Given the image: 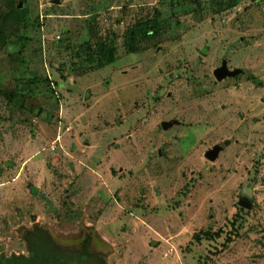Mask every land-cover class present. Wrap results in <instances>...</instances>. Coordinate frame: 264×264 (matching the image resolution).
Segmentation results:
<instances>
[{
  "label": "rangeland",
  "instance_id": "obj_1",
  "mask_svg": "<svg viewBox=\"0 0 264 264\" xmlns=\"http://www.w3.org/2000/svg\"><path fill=\"white\" fill-rule=\"evenodd\" d=\"M211 5L0 0V252L26 254L21 234L38 224L75 252L91 233L90 249L109 264H145L142 236L130 250L122 238L143 225L145 239L173 236L171 253L146 264H264V0ZM110 43L115 61L89 67L86 53L94 64ZM222 56L257 80H216ZM240 97L247 103L233 108ZM170 118L204 128L162 131ZM224 140L209 161L204 152ZM99 214L115 240L91 227ZM234 214L244 219L230 225ZM218 229L231 236L226 245L202 235Z\"/></svg>",
  "mask_w": 264,
  "mask_h": 264
},
{
  "label": "trees",
  "instance_id": "obj_2",
  "mask_svg": "<svg viewBox=\"0 0 264 264\" xmlns=\"http://www.w3.org/2000/svg\"><path fill=\"white\" fill-rule=\"evenodd\" d=\"M238 3V0H211V6L216 7L218 10H226L234 7ZM172 4V2H171ZM173 9V7H172ZM16 18L19 22H24L27 19L26 10H18L16 12ZM151 30V26L148 21L144 22L142 26L137 30V35L139 37H144ZM0 37L5 38V32L2 27H0ZM26 39V37L21 38V40ZM23 43L19 47L21 50ZM115 46L110 43L104 46H98L97 56L95 58V63L92 54L86 53L85 60H88L89 67L102 68L105 64H111L115 61ZM254 79V78H253ZM18 82L17 89L21 85ZM20 92L21 89H18ZM14 92H6L8 98L11 97ZM240 211H245L246 208L239 207ZM246 212V211H245ZM244 218L238 214H234L233 220H231L230 225L242 221ZM233 230V228H230ZM202 235L210 237V239H217L221 236H225L223 245H226L231 241V236L225 233L222 229H218L215 232L204 231ZM198 239V237H195ZM21 239L25 242L26 254L25 253H11L7 254L0 252V264H109L104 259L102 252L97 250H92L91 247V233H87L79 242L80 249L75 252L70 248L68 244H62L57 242L50 230L44 226L35 224L31 228L25 229L21 234Z\"/></svg>",
  "mask_w": 264,
  "mask_h": 264
},
{
  "label": "crops",
  "instance_id": "obj_3",
  "mask_svg": "<svg viewBox=\"0 0 264 264\" xmlns=\"http://www.w3.org/2000/svg\"><path fill=\"white\" fill-rule=\"evenodd\" d=\"M71 209H77V208H73V206H71ZM97 216L98 217H96V218L95 217H92V218L87 217L88 220L90 221L91 227L95 230H100L99 233L103 239H107V237H108L109 239L115 240L114 236H116V235H111V234L108 235V234L104 233V231H103V225L105 224L104 220H106V219L99 218L100 214ZM75 218H77V217H75ZM76 220L78 221L79 219H76ZM110 220H115V219L112 216V218H110ZM144 227L148 228V226L145 225V223H144ZM168 228H170V227H168ZM142 229H143V225L139 226L138 228L132 227V229L130 231H128L125 235H122L123 236L122 238H124L123 247L126 246V250H128V249L130 250L131 248H133L134 247V238L133 237L136 235H141L142 236V244H143V247L145 249V254H146V256L144 258L145 264H146V262L152 261V259H154L155 257L158 258L160 261H163V258H165L168 255V253L169 252L171 253V251H172L171 247H172V243H173V241H172L173 236L170 234L171 236L164 237L160 240H158L156 238L145 239L144 236L142 235V234H145V232L141 233ZM133 234H134V236H133ZM120 240L119 241L117 240L116 243L113 241L110 242V244H109L110 248L109 249L111 251L108 254V257L110 259H113V260L116 259L117 260V256H119V253L121 252L120 251ZM107 241L109 242L108 239H107ZM116 244H119L118 249L116 248Z\"/></svg>",
  "mask_w": 264,
  "mask_h": 264
},
{
  "label": "flooded vegetation",
  "instance_id": "obj_4",
  "mask_svg": "<svg viewBox=\"0 0 264 264\" xmlns=\"http://www.w3.org/2000/svg\"><path fill=\"white\" fill-rule=\"evenodd\" d=\"M210 2H211V0H210ZM214 8H216L215 6H214ZM218 10V9H217ZM223 57H225L226 58V64H227V66H228V60H227V57L226 56H222L221 57V63H222V58ZM221 63H220V65H221ZM219 65V66H220ZM219 66H217V67H219ZM216 67V68H217ZM215 68V69H216ZM228 68H229V70H233V69H235V68H240V69H243L244 71H242V72H240V73H237L236 75H234V76H226V77H224V78H222V79H217L216 78V76H215V74H214V70H213V76L216 78V80H219V81H221V80H225V79H227V78H229V79H234L236 76H239V75H246L252 82H255L257 79H256V77L254 76V75H252V74H249V70L248 69H246V68H244V67H229L228 66ZM187 76V75H186ZM191 78V77H190ZM254 78V79H253ZM191 80L194 82V83H196L195 82V78H191ZM241 101L240 102H236V101H232V100H230V102H232V103H234L235 104V106H234V104L232 105V107L234 108V107H236L237 105H242V104H246L247 102H245V100L244 99H242L241 97L239 98ZM262 101V100H261ZM221 108H224V105H222L221 106ZM264 109V108H263ZM251 113V112H250ZM137 115V114H136ZM134 117H135V114H134ZM232 117V116H231ZM231 117H230V114H228L227 115V121H228V123L230 122V119H231ZM134 119H136V117L135 118H133V120ZM135 121V120H134ZM172 121V124L171 125H167L166 126V128H164V124H163V122H171ZM128 124H127V126H126V128L129 126V124H133L131 121H129V122H127ZM206 125V124H205ZM122 126H123V129H122V132H124L125 130H124V127H125V125L124 124H122ZM137 126V128L135 129L136 130V132H140V131H145V132H147L148 131V128H144L143 126H140V125H136ZM135 127V126H134ZM159 127L161 128V130L162 131H164V130H169V129H173V127H178L179 129L181 128V129H185L186 131H189V132H193V133H195V132H197V133H199L200 131H202V129L204 128L202 125H200V124H190V123H186V122H184L183 123V121H181V120H179V119H177V118H170L169 120H161L160 121V123H159ZM206 127H207V125H206ZM147 129V130H146ZM186 135V134H185ZM185 135H180L181 136V139H179V137L177 136V137H175L176 139H175V141H177V140H182L184 137H185ZM220 142V141H219ZM222 142H224L225 144H226V146L228 145V144H230V140H224V141H222ZM218 143V142H217ZM215 145V144H214ZM213 145V146H214ZM212 146V147H213ZM225 146V147H226ZM211 147V148H212ZM209 149V148H208ZM207 149V150H208ZM207 150H206V152H204V156L206 157V153H207ZM182 153H184V150H182ZM220 153V152H219ZM161 154H164V153H162V148H157V150H156V155L157 156H160ZM219 155V154H218ZM207 158V157H206ZM217 158H218V156H217ZM216 158V159H217ZM208 159V158H207ZM215 159V160H216ZM209 160V159H208ZM210 161V160H209ZM189 179H191V178H189ZM239 207H240V205H238ZM242 207V206H241ZM244 208V207H243Z\"/></svg>",
  "mask_w": 264,
  "mask_h": 264
},
{
  "label": "water",
  "instance_id": "obj_5",
  "mask_svg": "<svg viewBox=\"0 0 264 264\" xmlns=\"http://www.w3.org/2000/svg\"><path fill=\"white\" fill-rule=\"evenodd\" d=\"M54 2L58 3L59 0H54ZM242 71H244V70L240 69V68H235L233 70H229V68L226 64V58L223 57L221 65L214 70V74H215L217 79H222L226 76H234L237 73H240ZM163 124H164V128H166L167 125L172 124V121L171 122H163ZM225 146H226V144L222 141L216 143L212 148H209L207 150L206 157L210 161H214L217 158L219 152L221 150H223L225 148ZM237 203H238V205H240L246 209H249L251 207L250 201L245 199V198H240Z\"/></svg>",
  "mask_w": 264,
  "mask_h": 264
},
{
  "label": "built area",
  "instance_id": "obj_6",
  "mask_svg": "<svg viewBox=\"0 0 264 264\" xmlns=\"http://www.w3.org/2000/svg\"><path fill=\"white\" fill-rule=\"evenodd\" d=\"M57 38H59V35H57ZM52 148H54V146H52Z\"/></svg>",
  "mask_w": 264,
  "mask_h": 264
}]
</instances>
